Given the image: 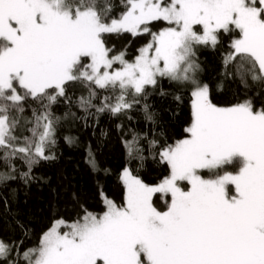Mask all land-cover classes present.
<instances>
[{
	"label": "snow or ice",
	"instance_id": "1",
	"mask_svg": "<svg viewBox=\"0 0 264 264\" xmlns=\"http://www.w3.org/2000/svg\"><path fill=\"white\" fill-rule=\"evenodd\" d=\"M125 35L147 37L131 58L128 45L109 46ZM225 41L214 88L198 51ZM185 94L189 116L172 139L150 97ZM133 112L144 130L125 128ZM104 116L120 121L123 203L101 192L94 212L73 193L75 217L54 215L26 246L19 188L47 184L37 169L57 160L59 140L78 146L72 129L96 135ZM108 135L100 129L85 148L94 173L109 171L98 158ZM149 159L162 169L154 182L138 174ZM3 217L20 235H0V264H264V0H0Z\"/></svg>",
	"mask_w": 264,
	"mask_h": 264
},
{
	"label": "trees",
	"instance_id": "2",
	"mask_svg": "<svg viewBox=\"0 0 264 264\" xmlns=\"http://www.w3.org/2000/svg\"><path fill=\"white\" fill-rule=\"evenodd\" d=\"M119 5V0H114ZM117 13L119 7L116 9ZM153 30H157L154 28ZM147 37L133 40L130 36L112 37L109 46H114L116 50H122L128 45V55L131 58L138 47H140ZM131 41V43H129ZM228 51V43L225 41L215 51L210 49H201L198 51L199 61L204 69L202 78L210 82L215 88L219 80V74L222 70V56ZM163 87L167 91H174L167 81L163 82ZM237 87L235 84H229L223 92H216L214 98L218 103H226L232 96V90ZM79 91H77V95ZM189 100L185 94L182 103L174 101L171 96L161 98L158 95L150 97V103L160 114V120L166 127L167 135L172 139H178L181 136L185 121L189 116ZM62 109L57 110L60 114ZM30 115V111L26 113ZM133 120L125 121V128H135L137 131L145 129V123L136 112L132 113ZM120 121L109 119L107 116L101 118L98 127L95 129L96 135H93L92 128H74L72 135L79 137V145L69 147L63 139L59 140L57 150V160L37 169V174L48 178L47 184H33L25 189L22 186L17 193V203L13 205L19 210V219L31 228L30 239L26 246H32L38 243V238L45 230L54 215L62 216L65 219H73L79 206L72 199L75 193L79 202L90 211L101 212L103 202L101 192L117 204L123 201V184L120 181L122 169L126 166V153L121 143V133L115 128ZM100 129L106 130L109 135L103 141L102 147L98 151V158L102 166L108 169V173H94L85 163V148L89 143L95 148ZM67 132V129L61 131V136ZM130 166L134 171L138 166V161H132ZM146 182H154L162 174L161 167L157 166L151 159L145 162L144 168L138 173ZM16 187V184L12 185ZM55 189V192H53ZM158 206L162 201L157 199ZM53 205L55 206L53 208ZM0 235L4 237H19L20 232L11 217L0 218Z\"/></svg>",
	"mask_w": 264,
	"mask_h": 264
},
{
	"label": "rangeland",
	"instance_id": "3",
	"mask_svg": "<svg viewBox=\"0 0 264 264\" xmlns=\"http://www.w3.org/2000/svg\"><path fill=\"white\" fill-rule=\"evenodd\" d=\"M122 203H123V201H122ZM122 203H120V204H122Z\"/></svg>",
	"mask_w": 264,
	"mask_h": 264
}]
</instances>
